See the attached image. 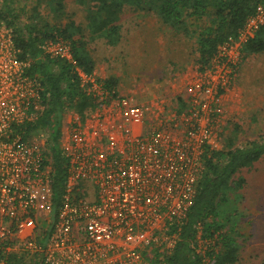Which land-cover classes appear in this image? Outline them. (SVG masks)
Returning a JSON list of instances; mask_svg holds the SVG:
<instances>
[{"label":"built area","instance_id":"1","mask_svg":"<svg viewBox=\"0 0 264 264\" xmlns=\"http://www.w3.org/2000/svg\"><path fill=\"white\" fill-rule=\"evenodd\" d=\"M264 23L259 6L210 66L186 80L181 100L141 105L78 68L69 44L46 40L43 55L69 64L94 102L81 118L68 111L58 147L67 161L60 204L52 210L49 132L40 80L0 21V264H165L204 173L220 151L224 98L232 92L244 44ZM65 117L66 121H65ZM198 251L203 255L205 242Z\"/></svg>","mask_w":264,"mask_h":264},{"label":"trees","instance_id":"2","mask_svg":"<svg viewBox=\"0 0 264 264\" xmlns=\"http://www.w3.org/2000/svg\"><path fill=\"white\" fill-rule=\"evenodd\" d=\"M43 2L56 19L55 25H50L42 17L38 6ZM64 2L37 0L27 22L21 20L24 10L15 11L8 0H3L0 7V21L13 30L15 44L21 51L20 57L31 60L29 73L37 76L43 88L41 99L45 111L35 127L46 128L49 132L46 149L52 168L53 211L60 204L67 171V161L58 147L61 120L72 110L84 118L86 112L94 107V102L79 89L72 67L43 55L39 45L46 40L66 41L78 68L86 74H93L94 61L87 47V38L103 40L111 47L117 46L121 38L119 22L128 8L134 12L153 14L178 34L183 33L189 38L196 36L194 71L201 72L210 66L217 47L228 37L236 36L259 6L264 7V0H76L84 8L86 24L83 27L67 15ZM262 54L264 23L254 37L244 44L243 59ZM103 83L109 91L116 85L112 79ZM239 130L237 125H233L230 135L225 134L224 149L204 157V173L178 232V241L172 253L166 257L165 264L238 263L240 245L237 238L241 236L239 225L245 217L239 210V202L245 200L241 192L247 185V180L241 174L264 160V138L239 146L236 145ZM232 192L238 201H233ZM199 225L200 240L206 246L203 255L198 251ZM8 260L7 264H38L35 260L27 262L24 258L12 256Z\"/></svg>","mask_w":264,"mask_h":264},{"label":"rangeland","instance_id":"3","mask_svg":"<svg viewBox=\"0 0 264 264\" xmlns=\"http://www.w3.org/2000/svg\"><path fill=\"white\" fill-rule=\"evenodd\" d=\"M75 1L65 0V12L84 27V8ZM2 3L3 0H0V7ZM8 3L15 11L24 10L21 20L27 22L37 0H8ZM38 7L50 25L57 23L45 2ZM119 23L121 40L115 47L106 45L103 40L87 38V47L96 62L93 73L96 79L105 82L111 75L116 76L113 88L116 94L132 96L141 105H148L154 99L166 98L171 104L181 99L183 85L196 68V36L189 38L183 33L178 34L163 25L153 14L134 12L128 8L124 10ZM188 72L191 75L181 81ZM222 120V133L225 132L221 134L223 149L225 134L230 135L233 125L240 129L236 145L264 138V54L251 55L242 60L235 87L224 98ZM241 175L247 180V185L241 192L245 200L239 202V210L245 217L239 225L241 236L237 241L240 253L236 264H262L264 160L251 170H243ZM234 195L232 192L233 201H238Z\"/></svg>","mask_w":264,"mask_h":264},{"label":"crops","instance_id":"4","mask_svg":"<svg viewBox=\"0 0 264 264\" xmlns=\"http://www.w3.org/2000/svg\"><path fill=\"white\" fill-rule=\"evenodd\" d=\"M167 28H169V27H167ZM169 29H170V28H169ZM166 32H167V31H166ZM120 33H121V32H120ZM173 34H174V33H173ZM95 40H97V39H95ZM120 40H121V38H120ZM120 40H119V41H120ZM88 41H89V40H87V43H88ZM104 43L106 44V42H104ZM119 43H120V42H119ZM162 43H163V41L161 42V44H162ZM93 61H94V59H93ZM95 69H96V62L94 61V71H95ZM94 71H93V73H94ZM194 73H195V72L192 73V76L194 75ZM190 75H191V72H188V73L186 74V76H185V75L183 76V78L181 79V81H183L184 78L186 79V78L189 77ZM192 76H191V77H192ZM115 77H116V76L111 75V78H109V79H112V80H114V81L116 82L117 79H115ZM109 79H108V80H109ZM181 81H180V83H181ZM160 100H166V101H167L166 98H165V99H164V98H161Z\"/></svg>","mask_w":264,"mask_h":264}]
</instances>
